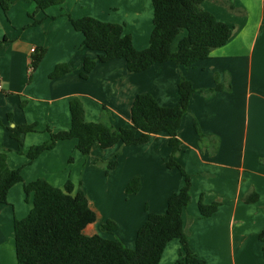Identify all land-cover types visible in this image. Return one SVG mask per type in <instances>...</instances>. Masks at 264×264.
<instances>
[{
  "label": "crops",
  "instance_id": "1",
  "mask_svg": "<svg viewBox=\"0 0 264 264\" xmlns=\"http://www.w3.org/2000/svg\"><path fill=\"white\" fill-rule=\"evenodd\" d=\"M10 1L7 11L0 7V151L10 169L20 168L22 181L10 187L7 202H0V264H17L14 219L24 218L32 207L33 194L26 200L24 184L40 177L60 188L70 179L75 190L83 189L96 215L84 227L85 235L99 234L134 247L148 212L164 213L169 194L184 184L180 171L165 164L171 153L166 133H152L135 145L119 142L102 148L96 142L87 155L76 148V138L58 141L30 162L27 151L49 139L47 128L69 129L73 96L82 102L85 121H98L104 107L114 127L129 128L135 96L150 93L160 105L174 106L181 76L195 88L178 129L181 150L175 158L192 175L191 201L182 211L188 243L205 264H264V242L258 237L264 227V0H227L239 12L203 0L201 7L227 23L233 34L191 67L166 61L131 72L123 58H115L97 63L85 79L80 77L83 59L98 52L82 46L83 34L72 27L68 15L122 24L141 50L153 28L152 1L65 0L44 11L33 0ZM186 33L172 40L173 51ZM33 47H43L45 53L30 75ZM58 63L71 71L50 79ZM215 74L229 88L206 97L200 89L214 87ZM194 120L204 134L218 138L214 154L198 144ZM23 123H34L35 131L12 138L8 126ZM112 159L117 164L106 174V162ZM134 176L140 189L126 194ZM253 193L256 200H247ZM200 196L205 203L220 202L212 215L201 217ZM107 220L116 224L114 231L101 229ZM180 250V241L170 240L158 264H176Z\"/></svg>",
  "mask_w": 264,
  "mask_h": 264
},
{
  "label": "trees",
  "instance_id": "2",
  "mask_svg": "<svg viewBox=\"0 0 264 264\" xmlns=\"http://www.w3.org/2000/svg\"><path fill=\"white\" fill-rule=\"evenodd\" d=\"M37 10H45L52 5L62 4L65 0H33ZM153 5V28L146 48L134 47L129 34L124 33L122 24L102 21L92 16L73 18L68 15L72 27L83 34L82 46L97 51L95 58L84 57L81 78H87L97 63L115 58H123L127 69L139 72L155 63L173 61L184 68L191 67L196 61L207 58L211 51L224 45L233 34V29L225 22L201 7L203 0H151ZM224 4L230 11H241L227 0H215ZM10 0H0V7L7 11ZM243 12V11H242ZM35 21L33 24L38 23ZM186 30V35L179 42L177 49H171L172 40ZM0 43V48H1ZM45 53V48H35L30 60V75L37 68ZM71 71L66 63H58L48 77L54 79ZM214 87L201 88L204 96H211L224 88L214 75ZM192 82L181 76L177 84L178 100L174 106L160 105L150 93H138L131 105V127H114L108 120L102 107L96 122L84 119V108L78 96L69 101L71 115L70 127L57 132L49 131V139L41 144L32 145L27 151L28 162L34 160L45 150L52 149L60 140L76 138V148L87 155L94 143L102 148H109L116 143L125 145L140 144L148 140L152 133L167 134L171 146L168 168H177L184 178L183 186L169 194L164 213L148 212L144 223L139 227L133 248L126 247L117 239H110L99 234L85 235L84 227L96 219L89 207L85 192L77 190L70 179L62 188L51 185L45 178H37L25 183L23 188L28 195L33 194L32 207L22 219H14V239L17 264H158L164 247L172 239H178L181 250L176 264H205L204 260L192 250L187 239V229L183 225L182 211L191 201V177L176 161L181 150L178 129L192 92ZM11 118V115H8ZM34 123L8 126L10 136L16 140L21 134L35 131ZM198 135V144L208 148L214 154L218 148V138L204 134L194 120ZM20 152V150L18 149ZM71 161V157L69 158ZM117 164L116 159L106 162L105 173ZM22 181L20 168L10 169L6 155L0 151V202H7L8 190L15 183ZM140 189L138 176L132 177L125 186V193H136ZM253 193L247 200L255 201ZM219 201L205 203L202 196L198 201L201 217L214 213ZM147 209V208H146ZM102 230L114 231L116 224L107 220L101 225ZM264 242V227L258 234ZM264 253V246H263Z\"/></svg>",
  "mask_w": 264,
  "mask_h": 264
},
{
  "label": "built area",
  "instance_id": "3",
  "mask_svg": "<svg viewBox=\"0 0 264 264\" xmlns=\"http://www.w3.org/2000/svg\"><path fill=\"white\" fill-rule=\"evenodd\" d=\"M35 51V48H31V52L33 53ZM0 88H1V85H0Z\"/></svg>",
  "mask_w": 264,
  "mask_h": 264
},
{
  "label": "rangeland",
  "instance_id": "4",
  "mask_svg": "<svg viewBox=\"0 0 264 264\" xmlns=\"http://www.w3.org/2000/svg\"><path fill=\"white\" fill-rule=\"evenodd\" d=\"M182 32H183V31H182ZM178 35H179V34H178ZM178 35H177V37H176V38H178ZM176 38H175V39H176ZM30 194H31V193H30Z\"/></svg>",
  "mask_w": 264,
  "mask_h": 264
}]
</instances>
